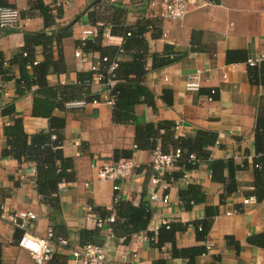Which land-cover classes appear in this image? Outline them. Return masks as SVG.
Returning <instances> with one entry per match:
<instances>
[{
  "label": "crops",
  "instance_id": "0c3cea01",
  "mask_svg": "<svg viewBox=\"0 0 264 264\" xmlns=\"http://www.w3.org/2000/svg\"><path fill=\"white\" fill-rule=\"evenodd\" d=\"M2 1L20 15L14 27L0 28V56L6 62L26 46V35L50 36L53 32L67 31L59 44H52L53 59L58 60L61 54L65 72L49 73L45 77L51 90L76 85L79 73L90 72L91 66L102 67V55L118 62H132L134 52L140 50L137 47L122 50L125 29L148 22L142 43L147 51L144 83L154 95V105H136L133 121L124 125L112 120L110 93L97 81L91 85L90 92L99 95L98 103L55 109L54 116L65 119L61 150L72 161L74 177L59 184L54 208L43 203L36 191L35 162L19 164L3 153L4 127L12 122L11 117L2 115L5 105L14 104L16 117H21L28 136L49 129L48 119L31 115L38 86L18 96L16 90L23 85L16 83L18 65H12L14 78L5 83L0 81L3 84L0 90V207H4L3 212L36 215L30 228L36 237L45 238L51 231L55 239H65L72 247L85 242L98 245L103 248L108 264H189L178 250L204 247L206 243H211L212 249L197 256L194 264H264V250L247 243L249 236L264 232V201L255 199L254 203H243L244 199L253 197L254 164L264 157V137L257 139L261 140L257 146L255 133L264 87L250 82L247 65L248 60L264 55V0H190L182 21L159 19L158 0ZM40 1L49 10L47 25L37 8ZM76 18L79 19L71 28H65ZM88 29L96 30L97 35L103 31L98 41L101 51L86 52L79 47L82 33ZM87 40L96 43L97 37ZM166 45L167 53L171 58L176 53L178 61L152 70L151 55L164 54ZM77 51L85 56L84 61L75 57ZM42 53V46H36L34 59L42 62ZM196 71H200L202 78L197 93L185 89L187 77ZM28 74L32 80L31 68ZM211 89L216 93L213 101L208 102L204 97ZM67 92L74 91L67 89ZM160 123L173 125L174 138H194L198 131L214 134L215 144L206 147L209 160L222 161L225 166L231 160L239 167L234 173L238 183L236 191L220 202L224 185L212 181L209 161H202L195 170L184 172L189 175L185 181L182 177L178 180L171 177V182H166L167 188L159 194L168 196L167 203L151 201L150 194L156 190L150 183L155 176L151 169L153 151L136 148L134 138L137 126ZM257 147L263 152L257 153ZM122 150L129 152L138 165L132 176L114 183L99 181L97 167L116 162L114 153ZM180 171L177 165L168 174ZM227 173L225 168L224 176ZM113 185L118 187L117 191ZM190 186L197 192L190 191ZM191 197L196 201L186 209L188 204L182 200L188 201ZM122 201L133 206L144 203L151 210L147 229L131 235L127 241L119 237L120 229L114 235L112 224L105 221L116 218L114 207ZM98 221L103 222L102 226ZM163 221H168L175 231L172 240H165L167 233L163 232V243L159 246L156 241ZM203 223H209L205 235L195 230V226ZM148 233L155 235L154 243ZM21 234L0 219L1 264H35L28 252L17 246ZM67 259L68 251L57 250L47 264H66Z\"/></svg>",
  "mask_w": 264,
  "mask_h": 264
},
{
  "label": "trees",
  "instance_id": "16d2710c",
  "mask_svg": "<svg viewBox=\"0 0 264 264\" xmlns=\"http://www.w3.org/2000/svg\"><path fill=\"white\" fill-rule=\"evenodd\" d=\"M209 1V0H208ZM211 2V1H210ZM215 2V1H214ZM9 7L7 3L0 0V8ZM37 8L41 12L44 22L47 25L50 19L49 10L40 1ZM148 22L139 23L135 27L126 28L124 33V45L122 50H128L130 47H137L140 52H134V59L132 62H118V66L114 71V85L111 89V95L114 98V104L112 105V120L116 124H128L133 121V110L136 105L146 104L149 106L154 105V95L146 87L144 78L147 73L146 58L147 51L142 46L144 42L143 36L147 31ZM149 28V27H148ZM103 31H99L96 43H92L89 40L79 41V47L83 48L86 52L94 50L101 51V47L98 41H101L100 34ZM129 34V36L127 35ZM67 35V31L53 32L50 36H31L26 35L25 47L19 53H17L13 59L6 62L2 56H0V81L7 82L14 78L11 72V66L16 64L19 68V77L16 79V83L22 84L23 87H18L16 93L18 96L25 94V91L30 90L32 86L37 85L38 90L35 93L32 104L31 115L33 117H41L48 119L49 129L44 132H38L32 136H28L23 129V122L21 117H16L14 104L10 103L5 105L2 109V115L11 117L12 122L4 127V136L6 138V148L3 151L4 156L15 159L19 164L23 162H35L36 164V191L41 197L43 203H47L56 208L58 186L64 181H71L73 179L72 161L66 159L61 150L64 136L63 131L65 127V119L54 116L55 109L64 110L65 104L71 101H85L86 103H92L93 101H100L99 95L92 94L90 92L91 82L94 77L93 72H82L78 74V83L74 86H62L57 90H51L47 87L45 77L49 73L59 74L65 72V68H62V57L59 53V59H53L52 44L55 42L59 44L61 40ZM41 45L43 48L42 62H38L36 65H32L34 59V49L36 46ZM31 49H30V48ZM168 46L164 47V54L157 55L152 54V70H158L164 68L176 61V53L171 58L167 53ZM121 50V49H120ZM134 50V49H133ZM26 54L24 56L23 54ZM102 55V54H101ZM102 57H106L102 55ZM111 59V58H110ZM7 64V66L5 65ZM33 71L34 78L31 80L28 74V66ZM248 65V64H247ZM107 65L102 64L101 74L106 75ZM249 80L253 85L264 87V60L254 66L248 65ZM86 82H89L87 84ZM105 82V79L103 80ZM67 89L74 92L66 93ZM1 90V84H0ZM79 90V91H78ZM78 92V94H77ZM43 93V94H42ZM45 94V95H44ZM169 104V102H166ZM173 125L170 126L167 123H160L157 126L152 124H145L137 126L135 130V143L138 149H149L155 151L159 149L162 153H169V147L174 149H180L183 154L177 161L182 171L169 175L168 173L163 176L166 182H171V177L178 180L184 172L192 171L198 168L199 163L202 161H209L208 168L211 172V179L214 182H218L224 185V190L220 195V202L234 193L237 189L238 183L234 178L235 171L239 170V167L234 165L233 161H227V166L219 160H209V152L206 151V147L215 144V136L212 133L205 131H198L194 138L177 137L174 138L171 131H173ZM256 145L261 143L258 138L264 137V99L261 100L260 114L258 115L256 126ZM158 142L160 144L158 145ZM263 150L257 147V153H262ZM194 154L197 161L189 160V155ZM115 161L121 159H131L129 152L116 151L114 153ZM256 166H260L258 168ZM225 168L228 173L224 176ZM254 191L252 196L258 201H264V157L254 164ZM169 182V183H170ZM190 191L197 192L192 186L188 188ZM192 199V200H191ZM188 201L183 199L182 201L187 205L186 209H189V205H194L195 198L191 197ZM194 199V200H193ZM114 210L117 216L111 227L114 235H117V229H120L121 233L119 237L124 238V241L134 234L145 231L151 219V210L144 203L139 206H133L129 202H118ZM209 223H203L199 227L195 226V230L198 233L205 235L208 231ZM117 230V231H116ZM175 231L174 226L168 227L161 226L158 231L156 245L163 243L162 233H167L164 239L172 240L173 233ZM151 242H155L156 237L153 233H148ZM86 243V242H85ZM84 243V244H85ZM247 243L253 246H258L264 250V232L261 234L251 235L247 238ZM176 253V248H173ZM179 255L187 258L189 264H194V260L197 256L206 252L204 247H192L187 249L178 250ZM0 264H1V250H0Z\"/></svg>",
  "mask_w": 264,
  "mask_h": 264
},
{
  "label": "built area",
  "instance_id": "2783aa9c",
  "mask_svg": "<svg viewBox=\"0 0 264 264\" xmlns=\"http://www.w3.org/2000/svg\"><path fill=\"white\" fill-rule=\"evenodd\" d=\"M113 2V1H111ZM190 0H158L159 13L158 17L161 20L169 21H182L188 12V5ZM20 19L18 10L9 7L0 8V28H12L14 27ZM129 36V34H127ZM83 39L91 36H97V31L88 29L82 33ZM108 37V34H105ZM26 56V54H23ZM75 57L79 58L81 61L85 60V56L77 51ZM264 60V55L259 59L248 60L247 64L249 66H254ZM101 64L107 65L106 75L101 74L100 68L96 66L90 67V72L95 73L91 85L94 81L101 83L105 86L107 91L110 93V98L108 103L110 105L114 104V98L111 95V89L114 85V71L118 66V60H110L108 57H102L100 59ZM38 61L34 60L32 65H36ZM7 66V64H5ZM30 68V65L28 66ZM105 79V82L103 80ZM89 84V82H86ZM202 86V78L200 71H196L194 74L187 77L185 81V89L191 92H199ZM3 84H1V88ZM216 91L214 89L210 90L208 96L204 99L208 102L213 101V96ZM99 101H93L92 103H98ZM87 103L85 101H71L65 104V107H84ZM176 129V127H175ZM183 152L180 149H174L169 153H162L159 149L153 151V159L151 162V169L155 173V176L151 177L150 183L156 189L150 194L149 199L151 201H161L167 203L168 196H160L159 192L164 188H167L168 183L164 180L163 176L170 172L175 166L177 161L181 158ZM189 160L197 161L194 154L189 155ZM138 167L135 161L132 159H121L117 162L108 165H102L97 167V179L103 182L114 183L117 180L130 178L134 170ZM261 168L260 166H256ZM188 173L184 174L181 180H186ZM113 190L117 191L118 187L113 185ZM255 198L250 197L244 199V204L254 203ZM4 207H0V219L7 222L14 228L22 232L20 238L18 239L17 246L28 252L31 259L35 264H47L55 254L57 250L68 251V259L66 264H108V258L102 247L92 244L85 243L83 245L72 247L69 242L65 239H55L51 231L48 232L45 238H40L34 236L30 233V228L33 222L36 220V215L30 212H20L13 211L9 214L3 212ZM107 223L112 224L115 221L114 217H110L105 220ZM103 222L98 221V225L102 226ZM162 226H169L168 221H163ZM110 236L113 237V233L109 230ZM152 240V239H150ZM212 249L211 243L205 244L206 253L210 252Z\"/></svg>",
  "mask_w": 264,
  "mask_h": 264
},
{
  "label": "water",
  "instance_id": "95a60500",
  "mask_svg": "<svg viewBox=\"0 0 264 264\" xmlns=\"http://www.w3.org/2000/svg\"><path fill=\"white\" fill-rule=\"evenodd\" d=\"M99 1H96L95 3H97ZM79 18H76L72 23H70L69 25L65 26V28H71L77 21Z\"/></svg>",
  "mask_w": 264,
  "mask_h": 264
}]
</instances>
